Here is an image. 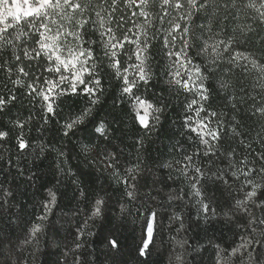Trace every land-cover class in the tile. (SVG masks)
I'll use <instances>...</instances> for the list:
<instances>
[{
	"label": "trees",
	"instance_id": "trees-1",
	"mask_svg": "<svg viewBox=\"0 0 264 264\" xmlns=\"http://www.w3.org/2000/svg\"><path fill=\"white\" fill-rule=\"evenodd\" d=\"M103 2L91 0L83 17L77 16V19H88L85 39L97 41L93 48L102 91H97L96 97L81 91L79 95L62 98L65 103L56 109L58 115H46L42 99L28 95L26 85L30 81L17 73L12 48L0 49V65H3L0 67V94L16 96L15 101L0 110V130H10L9 136L0 140V239L4 240L0 264H140L142 258L138 249L148 240L146 229L152 212L156 215L144 264H253L248 251L259 246L250 245L247 251L240 248L235 253L233 249L246 243V239L264 240V224L259 223L264 219V173L249 177L261 184V189L257 197L247 202V211L236 208L235 202L243 199L244 191L251 190L240 172L245 166L241 162L247 158L248 167L257 170L264 167V161L259 159L264 154V114L255 111L264 101V71L260 67L264 61H258L253 67L251 60L232 64L229 60L233 51H249L259 57L257 50L264 40V22L257 20L256 11L241 7L230 9L227 17L216 9L210 23L201 13L190 24L199 37L188 50L191 67L199 66L207 76L204 83L210 94L201 117H206L209 111L217 112L218 117L210 118L211 124L215 127L218 119L224 129L218 141H210L212 152L205 156L207 146L183 127L185 115H193L185 108L194 94L170 83L171 77L167 75L168 65L175 57L166 55L169 49L164 47L162 29L170 27L173 17L178 19V11L168 7L171 15L164 16L161 0H147L146 5L136 0L131 7L125 0H117V11L111 24L106 25L113 28L118 38L122 39L127 32L133 40L139 36L142 43L145 38L150 42L147 54L150 80L147 85L141 82L137 95L154 106L163 105L164 110L156 114L160 116L159 123L149 117L150 128L146 129L137 122L133 104L126 98L121 99L120 82L100 43L103 29L99 23H92L96 20L97 6ZM216 2L222 5L225 0ZM142 8L149 13L147 17L139 14ZM111 12V0H107L105 19ZM121 16L124 17L122 24ZM146 20L151 21V26ZM179 22L183 27L185 22ZM64 24L68 31L75 30V21ZM138 24L143 26L144 32L136 27ZM200 25H205L203 32L199 30ZM237 29H242L245 36L259 35L252 43L241 42L228 52L221 46L217 49L220 53L217 58L212 51L214 41L227 39ZM13 31L9 29L10 33ZM175 35L177 43L173 51L182 47L181 32ZM68 40L73 42L72 37ZM205 42L207 51H203ZM28 46L35 47L31 41ZM134 47L125 42L127 54L121 52L119 56L122 65L137 62L134 55L128 59ZM16 52L22 55L20 48ZM23 63L31 64L32 78L40 76L41 83L45 77L56 78L55 74L43 72L47 67L45 57ZM91 63L89 61V67ZM10 67L12 71L8 72ZM209 67L213 68V74H208ZM18 76L23 83L14 85ZM85 79L90 77L86 75ZM221 83H226L227 87L222 88ZM97 97L98 103L91 105V100ZM87 107H92V114L85 124L64 136L65 120ZM17 121L23 122L24 127H18ZM101 122L106 135L94 134ZM233 128L241 135H236ZM21 135L28 142L25 150L18 148L17 138ZM229 151L231 156L227 155ZM106 152L118 155L122 173L139 165L137 199L129 200L125 186L118 184L101 164ZM184 154L193 156V164L205 173L200 177L199 197L191 188V177L197 174L192 168L187 175L182 174L181 164L176 163L178 160L186 163ZM167 162L172 163L171 169L163 167ZM233 171L238 178L232 176ZM213 173L223 175L224 179L218 180ZM49 189L55 192L57 201L47 220L40 221L37 217L44 211L42 205L49 199ZM4 190L12 195L5 197ZM81 190L85 196L80 195ZM98 197H103L105 207L100 216L90 219L92 205ZM198 200L209 204L208 214L203 212ZM211 209H215L214 215ZM37 223L42 224V230L31 237V228ZM77 229L83 232L79 239ZM113 238L119 241V252L109 248L108 241ZM77 244L81 246L77 248Z\"/></svg>",
	"mask_w": 264,
	"mask_h": 264
},
{
	"label": "snow or ice",
	"instance_id": "snow-or-ice-1",
	"mask_svg": "<svg viewBox=\"0 0 264 264\" xmlns=\"http://www.w3.org/2000/svg\"><path fill=\"white\" fill-rule=\"evenodd\" d=\"M136 3V0H125V4L131 7ZM91 0L84 2V0H0V49L11 47L13 55L15 56L16 64L14 65L18 74L29 79L26 87L28 89L29 96L40 97L44 102L43 108L46 115H58L56 109L65 103L62 98L82 94L96 97L97 91H102L101 80L97 76V64L94 55L93 45L97 44L96 40H86L88 24L87 18L77 19V16L83 17V14L87 8L90 7ZM107 0L99 4L98 10H95L96 20L92 23H99L100 28L103 31L100 32V43H102L104 49V56L110 61L109 66L114 70L115 78L120 82L119 89L121 93V99H127L133 104L135 118L141 127L146 129L150 128V120L152 119L159 123L160 116L156 115L164 110V106H154V104L146 99H143L140 95H137V91L141 87V82L147 85L150 80L151 70L148 67V50L150 42L145 38L142 43L139 36L133 40L127 32L124 33L123 38H118L116 32L112 27H106L110 25L113 20V15L117 11V0H111L112 12L108 14L107 19L104 17L106 12ZM139 4L146 5L147 0H139ZM167 6V7H166ZM161 7L164 16L171 15L168 12V7L178 11L177 17H173V20L169 21L170 27L162 29L165 32L164 47L169 49L166 55L171 58L175 57L173 63L168 65L170 69L167 73L171 77L170 83L181 87L185 92L193 93L194 98L186 103V112H192L193 115H185L183 127L191 133H194L199 138L202 145L207 146V151L203 154L208 156L212 152V144L210 141H218L221 138V132L224 131L222 124L217 119L216 126L211 124L212 117H218L217 112L209 111L206 117H201V113L205 111V102L209 101V90L205 86V80L207 76L201 71L199 66L191 67L192 61L189 59L188 50L192 47V41L199 39L197 34L190 28V24L195 16L201 13L205 14V20L210 23V18L215 14L216 9H220L225 17L228 16L230 9H239L243 7L246 10H254L258 13L257 20L264 22V0H225L224 4H218L216 0H161ZM136 15L135 12L132 13ZM141 16L147 17L148 12L141 9ZM235 15V13L233 14ZM219 19V17L217 18ZM124 17H120L121 24ZM59 21V23H58ZM71 23L75 21V30L68 31L64 22ZM179 21H184L182 27ZM146 23L151 26V21L146 20ZM161 23H163V16H161ZM119 27V25H118ZM140 32H144L145 29L142 25H136ZM200 32L205 30V25L198 26ZM9 29H13V32H9ZM210 31V29H209ZM181 32L180 40L182 47L179 50L173 51L177 43V36L175 33ZM259 34L244 35L242 29H237L233 35L227 37V39H219L214 41L212 51L216 53L219 58L220 53L217 51L221 46L224 52H228L233 46H238L241 42L252 43ZM68 37H72V41L68 40ZM29 41L33 42L35 47H29ZM125 42L134 45L132 55L128 56L131 60L132 56H135L136 63H130L127 66L121 64L119 59L120 53L125 51ZM20 48L22 55L17 54L16 50ZM208 45L205 42L203 51H207ZM260 55L257 57L254 53L249 51H233L229 64L238 61L248 62L251 60L253 67H256L258 61H264V40L261 41V47L257 50ZM45 57L47 59V67L43 68V72L55 74V79L43 78L41 83V77L37 76L35 79L31 76L32 66L31 64L25 65L24 60L29 62L37 61L39 58ZM89 61H92L89 67ZM4 63H7L5 61ZM3 65H0L2 67ZM39 67V65H37ZM261 70L264 71V64L260 65ZM26 68L28 70H26ZM185 70V71H182ZM8 72L12 71V68L7 69ZM208 74H213V68L207 69ZM90 79H85V76ZM186 76V79L183 77ZM23 81L19 78L13 81L14 85H21ZM81 86L82 90H81ZM221 87H227L226 83H221ZM16 100V96L9 94L7 96L0 94V110L5 109L9 103ZM91 105L98 103V97L91 100ZM196 106V107H194ZM235 107V105H233ZM255 111L260 114H264V101L261 102V106L256 107ZM92 114V107H87L78 115L70 117L62 124L63 135L68 136L69 132H72L78 125L85 124V121ZM47 123V119L44 121ZM89 123L91 121H88ZM193 122L195 126H193ZM17 126L24 127L23 122L17 121ZM232 131L236 135L241 133L233 128ZM9 131L0 130V140L9 136ZM105 134L104 123L101 122L99 126L95 127L94 134ZM73 134H75L73 132ZM18 148L25 150L28 147V142L19 136ZM264 143V141H262ZM63 155V153H60ZM228 156L232 155V152L227 153ZM247 158H245L246 161ZM261 161H264V154L259 157ZM182 161H176L177 164H181L182 174L187 175L189 168H192L197 175L191 177V188L194 190V195L201 196V180L200 177L205 173L201 171L199 166L193 164V156L184 154ZM245 161L243 168L240 169L243 177L245 178L246 186L251 190L243 192V199H236V208L247 211V202L252 201L257 197L258 190L261 189V184L255 183L254 179L249 177L264 173V167L258 170L255 167H248ZM101 164L110 171V175L118 184L125 186V195L129 200L137 199L136 192L138 189L137 172L139 165H133L126 169L125 172H120L118 166V155L116 153L106 152L101 160ZM164 168L171 169L172 163H163ZM218 180H223V175H217ZM233 177H237V172H232ZM227 183V181H224ZM201 185V187H198ZM5 197L11 196L12 193L8 190H4ZM49 199H46L42 205L43 213L37 217L40 221H45L48 218V214L51 212V207L56 204L57 196L51 189L47 193ZM81 196H85L83 190L80 192ZM7 203V199L4 200ZM202 210L205 214H208L209 204L204 203L203 200H198ZM105 207V201L103 197L95 199L90 219L98 217L102 214ZM231 207V205H229ZM125 211L124 207H121V212ZM211 214H215V209H211ZM228 213H225L227 215ZM156 213H150L149 220L147 222V236L151 237L153 232V220ZM11 220V218H10ZM87 221H85L86 223ZM260 224H264V219L259 221ZM42 230V224H34L30 231V236L35 237L37 233ZM253 232L255 229L252 230ZM83 235L82 230L77 229V239ZM244 239V238H242ZM4 240L0 239V248L3 247ZM110 249H114L119 252L120 244L115 238L108 241ZM257 245L252 247L251 251H248V256L253 264H261L264 260V240H258L254 238L246 239V243H243L239 248H234L233 253L239 251L240 248L248 250V246ZM81 245L77 244L79 248ZM149 243L145 240L144 243L138 249V255L141 259L140 264H144L143 258L149 253ZM2 254V253H0ZM79 259V258H77Z\"/></svg>",
	"mask_w": 264,
	"mask_h": 264
},
{
	"label": "rangeland",
	"instance_id": "rangeland-1",
	"mask_svg": "<svg viewBox=\"0 0 264 264\" xmlns=\"http://www.w3.org/2000/svg\"><path fill=\"white\" fill-rule=\"evenodd\" d=\"M153 233V232H152ZM151 237H148V240H150Z\"/></svg>",
	"mask_w": 264,
	"mask_h": 264
}]
</instances>
